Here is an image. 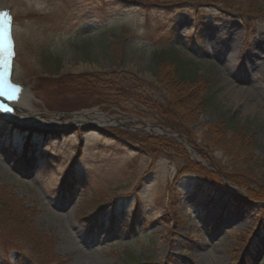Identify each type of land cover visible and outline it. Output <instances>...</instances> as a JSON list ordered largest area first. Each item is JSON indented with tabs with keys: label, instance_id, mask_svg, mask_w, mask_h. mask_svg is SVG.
Here are the masks:
<instances>
[{
	"label": "rangeland",
	"instance_id": "374dc122",
	"mask_svg": "<svg viewBox=\"0 0 264 264\" xmlns=\"http://www.w3.org/2000/svg\"><path fill=\"white\" fill-rule=\"evenodd\" d=\"M199 1L144 12L113 0H3L14 16L13 78L35 115L22 129L0 124V188L19 201L14 218L0 215V264H243L247 242L246 264H264V202L248 203L218 166L231 172L238 157L254 175L239 179L264 190V16ZM124 27L166 32L198 70L195 88L182 95L137 37L122 39L121 56L102 51ZM81 74L101 81L66 79ZM99 92L120 106H91ZM172 110L182 118L161 124ZM235 131L249 134L236 155L209 143Z\"/></svg>",
	"mask_w": 264,
	"mask_h": 264
},
{
	"label": "trees",
	"instance_id": "16d2710c",
	"mask_svg": "<svg viewBox=\"0 0 264 264\" xmlns=\"http://www.w3.org/2000/svg\"><path fill=\"white\" fill-rule=\"evenodd\" d=\"M115 1V3L117 4H121L122 6H124L125 8H129V7H135V8H139L140 10L144 11V12H148L151 9H155V10H169L172 9L173 7H177V5H188V6H193V7H197L198 5L201 4L202 1L199 0H158V1H147V0H113ZM251 1V2H250ZM203 2L206 3H210V4H221L223 7H228L231 8L237 12V14H239L240 16H245V17H249L250 15L253 16H264V0H249V3L242 8L241 10V6L242 1H229V0H214L209 2L208 0H204ZM253 14V15H252ZM100 24V23H99ZM159 28H154L152 30H150L149 32L147 31L146 35H141L138 36L135 35L134 33L131 32V30L129 28H123L122 29V35L121 38H117V41H108V43L105 42V40L101 41L100 46L102 51H107L109 50V55L111 58H115L116 56H121V54L123 53V47H122V39H134V38H138L141 41V45L142 47H148L150 48V52L152 55V62L154 63V65H156V67L160 70V69H164V68H168V72L170 74V80H174L175 82H178L179 85L182 87V89H184L182 91V95L184 94V92L189 91V89H193L195 87H192L194 84H196L197 79L199 78L198 75V70L195 69L193 66L190 65V63L184 59L182 56H180L179 54H177L174 49L171 46V37H168L166 32L164 33H159ZM133 47V46H132ZM131 47V48H132ZM82 50H85V47H82ZM128 74V73H127ZM127 74H124V76H126ZM103 75V74H102ZM129 76H126L127 81L129 82H133L134 83V76L128 74ZM101 75L99 74H94L93 76L88 77V75L86 74H81V75H77V76H67L66 79L70 81H73L75 86L76 84H82L83 86H86V88H93L95 86V84H98L101 81L100 78ZM168 76V74H167ZM137 84V83H136ZM99 94L98 100L96 99L95 101L91 102V106L92 105H97L100 104L102 102H109L112 103L114 106H120V103L118 101H110V97L109 96H105L102 95L101 92L97 93ZM182 95L178 94L176 97L179 98L182 97ZM104 96V99H101V97ZM187 98V97H185ZM204 100L197 102V104L202 105ZM177 101L174 100L173 103H176ZM206 102V100L204 101V103ZM177 105V104H175ZM76 108H80L83 106H75ZM202 107H200V109H202ZM75 109V108H73ZM173 111V110H172ZM170 112L169 114L171 115V118H169L167 116L166 119V123L163 122L161 124H165L166 126L171 125L169 124V121L171 122V119H181V113H174ZM172 123V122H171ZM160 124V123H159ZM235 136L226 139L225 137H223L222 134H219V137H217L216 139H214L213 143L209 142L212 145L215 146H219L221 147L222 150H224V147L226 148L227 145H233L232 148H234V151H232V155H236V149H244L247 147V138L249 137V134L247 132L244 133H239L235 131ZM163 141H169L167 138H163L160 139ZM171 140V139H170ZM228 140V141H226ZM205 144V140L203 141ZM146 144H148V142H145ZM171 143H173V141H171ZM164 144V143H163ZM217 144V145H216ZM150 145V144H148ZM235 146V147H234ZM238 157H235L232 159V162H238L240 164L239 168L234 167V165L231 167L233 171L231 172H227L225 171V167L218 165L219 168L222 170L220 171L221 174H223V176H225L226 180L228 182H230L231 184H234L232 179L236 178L238 181H235L236 183L238 182L237 185L240 186H244V190H246V198L248 203H252V204H256L258 205L257 202L259 203H263L264 202V190H259L260 186H258L256 189H253V187L246 185L242 180H240L239 178H247L248 180L253 181L254 179V175L252 174V166L250 164H247L246 162H242V161H238L237 160ZM245 165V167L243 166ZM216 174V173H214ZM217 175V174H216ZM68 176V173H67ZM219 177V176H218ZM65 182L69 183L71 182H75V179L72 177V175H70L67 178L66 181V177H65ZM63 181V182H64ZM210 184L212 185H217L218 183H215L212 180H208ZM222 181V180H221ZM68 185V184H67ZM66 184L63 186V189L65 191H67L68 186ZM70 186V185H69ZM63 189L61 191H63ZM9 194H11L10 192H8V190H6L5 187H1L0 188V215L1 216H8V219L10 220L11 218H14V214H10L9 212H11V209L17 204L18 199L16 200V198H14L13 196L11 197ZM65 194V192L63 193ZM15 201V204L14 202ZM17 201V202H16ZM13 202V203H11ZM261 203V204H262ZM260 205V204H259ZM258 205V206H259ZM98 210H100L99 206H96L95 208V212H97ZM93 211V212H94ZM19 218V217H18ZM14 220V219H13ZM15 221V220H14ZM41 237V236H40ZM245 246L242 247V249L240 250L241 255H239L238 259L239 261H241L243 264H246L245 260H247L246 254H247V250L249 251V246L250 243H246L243 244ZM243 257H244V261H243ZM248 262V261H247ZM240 264V263H239Z\"/></svg>",
	"mask_w": 264,
	"mask_h": 264
},
{
	"label": "bare ground",
	"instance_id": "6f19581e",
	"mask_svg": "<svg viewBox=\"0 0 264 264\" xmlns=\"http://www.w3.org/2000/svg\"><path fill=\"white\" fill-rule=\"evenodd\" d=\"M1 5H4L3 4V0H0V6ZM28 90L26 89V88H23V91L21 92V96L19 97V99L17 100V102H16V106L17 107H22V109L24 108V106H25V110L23 109L22 110V112H21V114H20V116H23V120H22V122L23 123H33L34 122V120H32V119H34V116L33 115H35V114H33V111H30V107H27L28 106V100H29V98H28ZM36 118V117H35ZM85 116H78V118L75 116L74 117V121H76V122H81V121H83L84 123H86V124H92V121L91 120H87V122L85 121Z\"/></svg>",
	"mask_w": 264,
	"mask_h": 264
},
{
	"label": "snow or ice",
	"instance_id": "6c2138e0",
	"mask_svg": "<svg viewBox=\"0 0 264 264\" xmlns=\"http://www.w3.org/2000/svg\"><path fill=\"white\" fill-rule=\"evenodd\" d=\"M10 24H11V18L9 14L7 12L0 11V31H2L4 34L3 39H4L5 50H7L9 36H10ZM0 96H6V94L0 92ZM3 110H10V109L5 107Z\"/></svg>",
	"mask_w": 264,
	"mask_h": 264
}]
</instances>
